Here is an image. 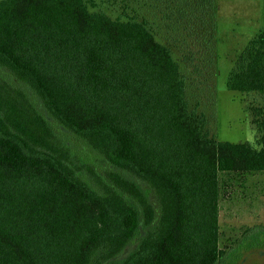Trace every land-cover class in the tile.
<instances>
[{"label":"trees","instance_id":"1","mask_svg":"<svg viewBox=\"0 0 264 264\" xmlns=\"http://www.w3.org/2000/svg\"><path fill=\"white\" fill-rule=\"evenodd\" d=\"M218 12L0 0V264L228 263L222 174L264 172V30L225 82L261 98L247 107L255 141H221Z\"/></svg>","mask_w":264,"mask_h":264},{"label":"rangeland","instance_id":"2","mask_svg":"<svg viewBox=\"0 0 264 264\" xmlns=\"http://www.w3.org/2000/svg\"><path fill=\"white\" fill-rule=\"evenodd\" d=\"M218 2L217 65L207 70L212 88L216 82L215 120L209 125L221 141L254 142L256 130L247 107L261 104V98L255 93L231 91L225 82L237 57L264 30V0ZM175 56L180 59L178 52ZM222 177L219 231L220 247L228 253L227 264H264V233L255 230L243 239L248 228L264 226V172Z\"/></svg>","mask_w":264,"mask_h":264}]
</instances>
